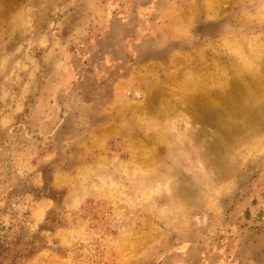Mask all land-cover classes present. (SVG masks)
I'll return each mask as SVG.
<instances>
[{"label": "rangeland", "instance_id": "obj_1", "mask_svg": "<svg viewBox=\"0 0 264 264\" xmlns=\"http://www.w3.org/2000/svg\"><path fill=\"white\" fill-rule=\"evenodd\" d=\"M0 264H264V0H0Z\"/></svg>", "mask_w": 264, "mask_h": 264}]
</instances>
